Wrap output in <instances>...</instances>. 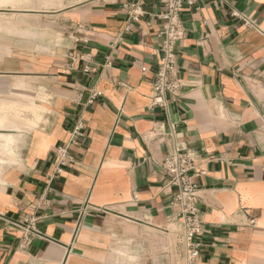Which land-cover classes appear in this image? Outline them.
<instances>
[{
    "label": "crops",
    "instance_id": "obj_1",
    "mask_svg": "<svg viewBox=\"0 0 264 264\" xmlns=\"http://www.w3.org/2000/svg\"><path fill=\"white\" fill-rule=\"evenodd\" d=\"M31 2L16 25L0 8V264H165L156 238L178 209L156 163L178 148L202 172L197 264H264V0L183 11L184 88L165 108L150 107L163 0ZM129 5L141 16L125 34ZM79 120L74 163L50 182ZM26 216L44 238L22 249Z\"/></svg>",
    "mask_w": 264,
    "mask_h": 264
},
{
    "label": "built area",
    "instance_id": "obj_2",
    "mask_svg": "<svg viewBox=\"0 0 264 264\" xmlns=\"http://www.w3.org/2000/svg\"><path fill=\"white\" fill-rule=\"evenodd\" d=\"M198 1L163 0L165 11L160 15L164 22L160 34L161 61L153 83L151 108H165L168 105V97L178 96L184 88L183 80L180 78L177 68V48L184 37L181 15L186 8H195ZM127 9L130 21L124 28L125 34L132 31V24L138 23L141 16L139 6L129 5ZM234 16L239 17V14L234 13ZM241 18L248 28L262 33L251 20L245 17ZM78 58L82 59V57L76 59ZM87 58L90 59L91 56L87 55ZM98 96V92H93L89 103H93ZM85 128L83 120H79L73 130L70 131L68 139L56 148L50 182L61 177L65 170L74 163L71 150L85 137ZM156 166L167 177L168 186L175 189L172 205L178 209V212L173 221L183 228V243L188 264H197L200 256L198 239L208 233L206 224L201 220V197L199 185L196 182L202 172L198 170L197 163L190 151L181 148L173 150L160 163H156ZM38 220L34 216H26L21 224L15 225L20 233V248L26 249L35 239L44 238L37 229Z\"/></svg>",
    "mask_w": 264,
    "mask_h": 264
},
{
    "label": "rangeland",
    "instance_id": "obj_3",
    "mask_svg": "<svg viewBox=\"0 0 264 264\" xmlns=\"http://www.w3.org/2000/svg\"><path fill=\"white\" fill-rule=\"evenodd\" d=\"M24 0H16L15 4L11 5L10 7H0V8H7L8 10L5 11L7 17H14V14H16L17 10L28 8V9H40L41 3L38 4L32 3L31 1L34 0H26L27 3H20ZM58 5L63 6V4L59 3ZM56 6V4L54 5ZM16 17V16H15ZM13 25H16V22L18 20H10ZM12 25V27H13ZM61 36H60V43H61ZM183 229L182 227L175 223H169L166 227V241L163 239H157L156 238V251L158 249H164L166 250V260L165 264H188V259L186 255V251L184 249V243H183ZM161 264V263H160Z\"/></svg>",
    "mask_w": 264,
    "mask_h": 264
},
{
    "label": "bare ground",
    "instance_id": "obj_4",
    "mask_svg": "<svg viewBox=\"0 0 264 264\" xmlns=\"http://www.w3.org/2000/svg\"><path fill=\"white\" fill-rule=\"evenodd\" d=\"M15 2H16V0H0V7H7V6H11V5H13V4H15ZM31 106V105H30ZM4 110L6 111V109L4 108ZM9 110V109H8ZM31 110H32V112H33V109H32V107H31ZM16 111H18V110H16ZM35 111V110H34ZM3 112V111H2ZM8 113V112H7ZM6 113V114H7ZM5 114V115H6ZM10 114V113H9ZM8 114V115H9ZM16 115V114H15ZM4 116V115H3ZM2 116V117H3ZM2 117H0V124L3 122V118ZM5 120V119H4ZM39 120V119H38ZM5 123V122H4ZM8 125V124H7ZM6 137H10V136H6ZM2 138V140H5V139H3V136L1 137ZM12 138V137H11ZM9 142V141H8ZM11 142H12V140H11ZM10 143V142H9ZM7 147V146H6ZM10 148V147H9ZM5 149V148H4ZM11 150H13V149H11ZM10 150V151H11ZM7 151V150H6ZM5 151V152H6Z\"/></svg>",
    "mask_w": 264,
    "mask_h": 264
}]
</instances>
